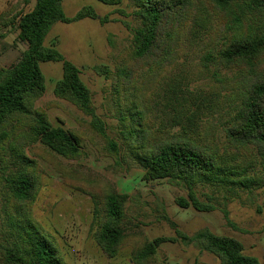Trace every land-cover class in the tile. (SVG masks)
Masks as SVG:
<instances>
[{
    "label": "rangeland",
    "instance_id": "obj_1",
    "mask_svg": "<svg viewBox=\"0 0 264 264\" xmlns=\"http://www.w3.org/2000/svg\"><path fill=\"white\" fill-rule=\"evenodd\" d=\"M183 1L187 10L178 19L171 55L157 69L132 60L133 34L139 26L132 0L114 5L62 0L66 18L83 7H90L95 18L55 23L44 46L58 51L78 69L107 137L118 145V155L107 151L105 140L90 127V117L54 95L55 84L62 77L61 63H40L44 92L33 101V108L52 127L75 134L81 154L66 159L40 142L25 141L20 152L31 161L28 173L35 175L37 189L32 201L22 204L13 198L7 180L24 165L11 154L10 141L0 146L2 240L26 239L25 230L35 229L53 244L62 264H220L195 243L176 236V231L192 237L207 229L237 240L243 255L264 264V171L253 147L239 151L225 137L240 98L255 79L202 64L206 51L222 45L225 18L209 0ZM34 4L35 0H0V70L13 65L26 50V44L17 38L16 21ZM260 61L264 70V54ZM182 95L186 105L180 101L183 107L169 106V101ZM134 107L143 111L149 142L187 137L216 149L221 156L222 181L194 186L199 201L209 202L214 210L180 208L176 199H187L184 188L168 180H144L145 171L129 148L120 121ZM187 109L188 116L193 115L191 122L187 115L181 118L175 113ZM247 181L251 185L244 187ZM108 193L126 196L121 222L124 236L113 258L93 238L94 210ZM157 238H174L175 242L161 243L146 260H133L145 244Z\"/></svg>",
    "mask_w": 264,
    "mask_h": 264
},
{
    "label": "trees",
    "instance_id": "obj_2",
    "mask_svg": "<svg viewBox=\"0 0 264 264\" xmlns=\"http://www.w3.org/2000/svg\"><path fill=\"white\" fill-rule=\"evenodd\" d=\"M104 4H117L120 0H98ZM139 26L132 43V60L147 62L160 68L170 57L178 19L187 10L183 0H132ZM225 18V36L219 49L206 51L202 64L220 66L237 71L240 76L254 77L237 104L225 137L239 151L253 147L260 167L264 171V70L260 68L264 54V0H209ZM84 18H95L90 7H83L72 18H66L62 0H35L34 7L17 16L18 40L26 44V50L9 68L0 70V146L10 141L11 154L24 167L7 180L11 194L19 203L28 204L37 189L36 177L28 173L31 161L20 148L25 141L40 142L50 152L66 159L81 154L78 137L60 127H52L46 116L33 108V101L44 92V78L40 63H61L62 77L56 82L53 93L74 105L90 117V127L106 142L107 151L118 155V145L106 135L104 123L95 114L89 90L79 78L78 69L66 61L53 48L44 46V40L55 23L69 24ZM182 93V91H181ZM183 94V93H182ZM187 104L184 96H175L169 106ZM182 109V108H180ZM181 118L189 110L175 111ZM189 122L193 115L186 118ZM124 133L130 140L129 148L145 171L144 180H168L187 191V199L177 198L180 208L192 207L196 211H212L214 206L201 202L195 194L196 183H218L221 172V156L214 147L202 146L187 137L149 142L144 114L134 107L128 116H121ZM251 181L243 184L249 187ZM125 195L108 193L99 199L94 210V240L101 251L113 258L123 240V204ZM227 212L223 211L228 221ZM26 239L5 241L0 236V264H62L53 244L37 230H25ZM183 242L195 243L200 250L215 256L220 264H259L243 255V247L237 240L212 234L203 229L192 237L176 231ZM163 242H175L174 238H157L145 244L133 260H146Z\"/></svg>",
    "mask_w": 264,
    "mask_h": 264
}]
</instances>
